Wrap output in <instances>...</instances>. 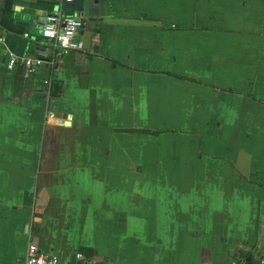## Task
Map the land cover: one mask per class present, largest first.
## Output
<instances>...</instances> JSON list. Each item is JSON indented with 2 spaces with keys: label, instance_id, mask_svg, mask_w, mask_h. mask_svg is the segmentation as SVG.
<instances>
[{
  "label": "crops",
  "instance_id": "obj_1",
  "mask_svg": "<svg viewBox=\"0 0 264 264\" xmlns=\"http://www.w3.org/2000/svg\"><path fill=\"white\" fill-rule=\"evenodd\" d=\"M60 1L13 0L30 26L9 29L0 0V264L31 243L101 264H257L264 0L65 5L84 50L9 70L11 53L37 56L23 35Z\"/></svg>",
  "mask_w": 264,
  "mask_h": 264
},
{
  "label": "built area",
  "instance_id": "obj_2",
  "mask_svg": "<svg viewBox=\"0 0 264 264\" xmlns=\"http://www.w3.org/2000/svg\"><path fill=\"white\" fill-rule=\"evenodd\" d=\"M76 0H61L58 10L52 14L41 15L34 24L35 34L24 33V37L39 46L37 56L19 57L10 54L7 57L9 70L22 69L29 75L36 74L43 66L56 70L66 55L84 50V42L79 34L84 28V21L77 16L64 15L63 6L73 5ZM0 41H4L3 38ZM52 81H47L52 91ZM54 117V114H50ZM19 264H101L97 259L82 252L75 253L71 258L63 259L58 254L43 252L36 244L31 243L25 257ZM251 264V263H246ZM257 264H264V256Z\"/></svg>",
  "mask_w": 264,
  "mask_h": 264
},
{
  "label": "trees",
  "instance_id": "obj_3",
  "mask_svg": "<svg viewBox=\"0 0 264 264\" xmlns=\"http://www.w3.org/2000/svg\"><path fill=\"white\" fill-rule=\"evenodd\" d=\"M12 2H13V0H7L6 9H5V16H4V20L2 22V25L4 27L9 28V29H14L13 27H17V25H15L13 22L14 11L12 10ZM8 18L10 20L9 24H8ZM53 86H54V88H53L52 93L54 96H58L60 94L61 87L56 83H54Z\"/></svg>",
  "mask_w": 264,
  "mask_h": 264
},
{
  "label": "water",
  "instance_id": "obj_4",
  "mask_svg": "<svg viewBox=\"0 0 264 264\" xmlns=\"http://www.w3.org/2000/svg\"><path fill=\"white\" fill-rule=\"evenodd\" d=\"M84 3H85V0H76L74 2V6H75V9L76 11H83L84 10ZM58 10V7L57 9ZM16 24L19 25V26H24V27H29V23H25V22H22V21H16Z\"/></svg>",
  "mask_w": 264,
  "mask_h": 264
}]
</instances>
